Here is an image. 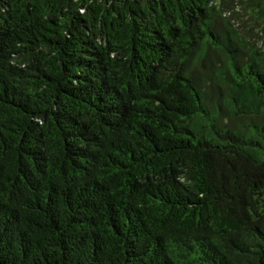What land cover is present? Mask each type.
Segmentation results:
<instances>
[{
  "label": "trees",
  "instance_id": "1",
  "mask_svg": "<svg viewBox=\"0 0 264 264\" xmlns=\"http://www.w3.org/2000/svg\"><path fill=\"white\" fill-rule=\"evenodd\" d=\"M0 264H264V0H0Z\"/></svg>",
  "mask_w": 264,
  "mask_h": 264
}]
</instances>
